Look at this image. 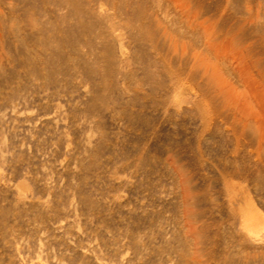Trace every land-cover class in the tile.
Instances as JSON below:
<instances>
[{
    "label": "rangeland",
    "instance_id": "rangeland-1",
    "mask_svg": "<svg viewBox=\"0 0 264 264\" xmlns=\"http://www.w3.org/2000/svg\"><path fill=\"white\" fill-rule=\"evenodd\" d=\"M0 264H264V0H0Z\"/></svg>",
    "mask_w": 264,
    "mask_h": 264
}]
</instances>
